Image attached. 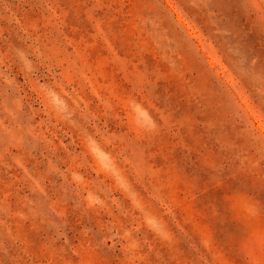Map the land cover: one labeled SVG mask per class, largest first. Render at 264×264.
Wrapping results in <instances>:
<instances>
[{
  "label": "rangeland",
  "instance_id": "1",
  "mask_svg": "<svg viewBox=\"0 0 264 264\" xmlns=\"http://www.w3.org/2000/svg\"><path fill=\"white\" fill-rule=\"evenodd\" d=\"M0 264H264V0H0Z\"/></svg>",
  "mask_w": 264,
  "mask_h": 264
}]
</instances>
